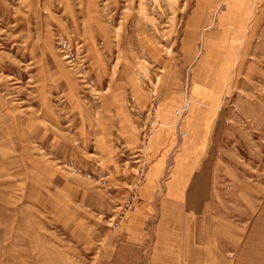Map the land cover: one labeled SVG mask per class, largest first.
<instances>
[{
	"label": "rangeland",
	"instance_id": "1",
	"mask_svg": "<svg viewBox=\"0 0 264 264\" xmlns=\"http://www.w3.org/2000/svg\"><path fill=\"white\" fill-rule=\"evenodd\" d=\"M219 1L0 0V264H153L156 244L185 241L156 234L167 177L152 202L139 191L158 108L187 99ZM257 40L221 99L195 178L207 184L201 242L249 261L264 254ZM142 209L139 236L127 225Z\"/></svg>",
	"mask_w": 264,
	"mask_h": 264
},
{
	"label": "crops",
	"instance_id": "2",
	"mask_svg": "<svg viewBox=\"0 0 264 264\" xmlns=\"http://www.w3.org/2000/svg\"><path fill=\"white\" fill-rule=\"evenodd\" d=\"M215 10L205 25L200 63L187 99L183 100L179 94L171 100L163 99L157 124L150 134L151 164L139 195L142 200L152 202L159 181L167 177L164 194L155 206L156 218L160 220L156 234L160 236L164 231L171 234L174 230L175 235L183 234L185 240L171 245L156 244L154 250L160 254L153 264H264V254L252 261L232 258V253L226 256L213 238H203L201 242L197 229L207 184L195 182V178L208 151L221 99L230 91L240 62L255 48L257 37L264 36V0H220ZM165 145L166 150L162 148ZM150 211L153 210L147 212ZM145 212L142 209L130 218L129 231L143 234L140 226ZM225 235L224 238L228 236ZM231 241V237L224 239L226 252L233 250L228 246L233 245Z\"/></svg>",
	"mask_w": 264,
	"mask_h": 264
}]
</instances>
